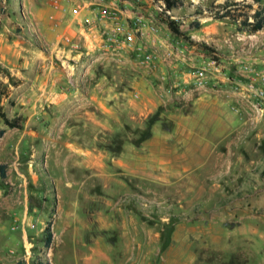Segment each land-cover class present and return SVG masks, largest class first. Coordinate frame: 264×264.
Returning a JSON list of instances; mask_svg holds the SVG:
<instances>
[{
	"label": "crops",
	"instance_id": "1",
	"mask_svg": "<svg viewBox=\"0 0 264 264\" xmlns=\"http://www.w3.org/2000/svg\"><path fill=\"white\" fill-rule=\"evenodd\" d=\"M96 2L71 0L66 13H31L29 28L37 32V42L0 37L6 73L0 74L5 87L0 113L21 125L10 128L0 119L5 131L0 164L7 166L3 181L14 187L11 211L27 219L31 211L41 216L55 208L62 236L78 229L60 220L67 197L76 204L79 190L101 187L110 198L98 206L95 225L103 231L120 228L135 264V244L157 238L145 230L149 220L141 217L135 198L151 196L165 212L172 208L166 196L183 194L179 181L190 165L210 164V149L233 133L235 94L222 77L196 87L193 57L173 56L166 31L168 39L146 31L135 48L103 54L100 47L110 30L132 25L137 16L115 6L118 19L104 20L101 12L108 5L96 7ZM147 54L150 63L144 61ZM124 180L130 181L126 202L115 199L113 189ZM138 255L146 260L147 254Z\"/></svg>",
	"mask_w": 264,
	"mask_h": 264
},
{
	"label": "rangeland",
	"instance_id": "2",
	"mask_svg": "<svg viewBox=\"0 0 264 264\" xmlns=\"http://www.w3.org/2000/svg\"><path fill=\"white\" fill-rule=\"evenodd\" d=\"M70 2L0 0V37L37 42V32L29 28L31 13L55 10V5L67 7ZM227 2L231 5L228 8ZM96 3V7L99 4L109 7L114 3L109 7L111 10L119 8L124 13L142 17L156 27V34L161 36L166 37V31L173 56L193 57L195 65L191 73L215 61L218 70L209 65L206 86L210 77H222L231 84L228 91L235 94L231 107L236 116L233 133L218 141L217 148L210 149V164L190 165L189 174L179 181L183 194L166 196L172 208L165 212L151 196L135 198L141 217L149 220L145 230L157 236L153 241L135 244V264H264V116L259 117L252 100L233 85V82L247 80L242 72L244 65L264 68V28L252 33L231 18H219L227 10L238 18L252 16L256 11H264V0H179L178 7L169 13L166 6L164 12L159 9L162 3L165 5L163 0H97ZM78 6L83 8L84 4ZM167 18L176 22L181 36L170 31ZM127 24L131 26L130 22L125 25L128 27ZM199 54H204L202 66ZM0 74H6L1 65ZM194 85L199 87L195 81ZM224 88L227 91V87ZM4 92L0 81V94ZM3 108L0 100V109ZM122 182L124 187L115 183L113 189L118 193L115 199L123 198L126 202L130 198L126 196L130 181ZM78 188L76 186L74 191ZM13 189L0 179V264L37 261L132 264L133 248L122 242L120 228L103 231L95 225L98 206L105 205L110 198L101 187L79 190L81 195L76 204H69L71 196L67 197L60 220L78 229L75 235L72 228L64 236L63 229L56 224L55 208L41 216L31 211L28 215L32 216L31 222L29 217L25 219L19 212L11 211L16 200L11 195ZM14 217L19 220L18 224L14 223ZM165 218L170 222L161 225ZM49 224L53 239L47 247ZM14 226H18L16 230ZM138 254H147L146 260Z\"/></svg>",
	"mask_w": 264,
	"mask_h": 264
},
{
	"label": "built area",
	"instance_id": "3",
	"mask_svg": "<svg viewBox=\"0 0 264 264\" xmlns=\"http://www.w3.org/2000/svg\"><path fill=\"white\" fill-rule=\"evenodd\" d=\"M55 10H59L66 13L68 9L66 7L54 6ZM161 12H164L165 5L162 3L159 7ZM81 12V7H75L72 10L74 15H78ZM167 13H169L167 11ZM118 11L111 10L109 7L103 8L101 12V17L104 20H117ZM52 19V18H51ZM87 25H92L93 23L89 20L86 21ZM146 31H150L156 34L157 29L153 25L147 23L142 17H137L133 20L131 26L116 25L104 38L100 50L103 54L110 52L111 50H118L124 48H135L137 37L143 38ZM67 44L71 45L69 39H67ZM153 57L150 54L144 56V61L147 63L152 62ZM209 65L213 66L215 70H218L216 62L213 61L208 64V67L197 69L193 75L195 76V82L199 87H204L207 84ZM246 81L233 82L234 89H241L246 94V96L252 100V105L258 111V116H264V68H255L252 65H244L242 68ZM15 224H18V220H14ZM18 226H14L13 230H16Z\"/></svg>",
	"mask_w": 264,
	"mask_h": 264
},
{
	"label": "trees",
	"instance_id": "4",
	"mask_svg": "<svg viewBox=\"0 0 264 264\" xmlns=\"http://www.w3.org/2000/svg\"><path fill=\"white\" fill-rule=\"evenodd\" d=\"M163 2L165 3L166 10L169 12L177 8L179 4V0H163ZM230 6H231L230 3L227 2L226 7L228 8ZM219 18H231L234 20V22H237L241 27H243L244 29L252 33L259 32L260 30L264 28V11H256L252 16L246 15L245 17L238 18L235 15H233L231 11L227 10ZM251 18L253 19V21H251ZM166 24L173 34L177 36L182 35V31L180 30V28L178 27L175 21L171 20L170 18H167ZM200 45H204V44L201 43ZM0 116L2 120L4 121V123L10 128H19L21 126L18 119L9 120L6 117V115L3 114L2 112L0 113ZM4 133H5L4 130H0V138L4 135ZM6 169H7L6 165L0 164V179L1 180H6L7 178ZM52 239H53V233L51 229V224H49L46 228V246L47 247H50L52 243ZM34 264H51V263L46 262V261H37Z\"/></svg>",
	"mask_w": 264,
	"mask_h": 264
}]
</instances>
